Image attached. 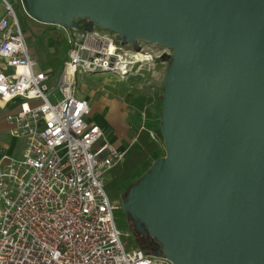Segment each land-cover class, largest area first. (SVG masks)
<instances>
[{
	"label": "water",
	"instance_id": "95a60500",
	"mask_svg": "<svg viewBox=\"0 0 264 264\" xmlns=\"http://www.w3.org/2000/svg\"><path fill=\"white\" fill-rule=\"evenodd\" d=\"M21 1L38 24L89 20L126 43L172 50L162 58L165 156L122 202L134 228L159 243L149 254L264 264V0Z\"/></svg>",
	"mask_w": 264,
	"mask_h": 264
},
{
	"label": "built area",
	"instance_id": "2783aa9c",
	"mask_svg": "<svg viewBox=\"0 0 264 264\" xmlns=\"http://www.w3.org/2000/svg\"><path fill=\"white\" fill-rule=\"evenodd\" d=\"M88 24L45 25L63 33L67 46L50 88V73L37 69L11 6L0 19V107L22 99L6 121L11 134L25 140L19 158H0V264H172L123 244L127 234L116 228L117 207L105 192L106 174L123 154L102 143L101 129L87 122L90 106L75 97L78 74L144 81L151 72V81L161 80L155 68L172 50L142 40L126 43ZM57 90L62 99L51 104L48 96Z\"/></svg>",
	"mask_w": 264,
	"mask_h": 264
},
{
	"label": "crops",
	"instance_id": "0c3cea01",
	"mask_svg": "<svg viewBox=\"0 0 264 264\" xmlns=\"http://www.w3.org/2000/svg\"><path fill=\"white\" fill-rule=\"evenodd\" d=\"M13 3L20 6L19 0H0V19L5 15L6 6H11ZM43 27L51 28L57 32L52 27L45 25ZM30 55H34L33 50H31ZM107 75L105 74V76ZM122 82L127 83V81ZM148 91L150 93L145 92L144 102V110H147V115L143 113L144 118L137 119V121L133 115L134 112L131 111L133 105L131 97L122 91H118V89L110 91V98L107 99L100 97L99 91L95 89L96 101L94 102H90L86 98H78L85 100L90 106L93 114L92 118H87V122L95 124L101 129L103 133L102 143H106L118 153L123 154L121 162L113 166L106 174L105 188L108 185L115 187L119 185L132 186L140 178L139 172L136 173V170H141V175H143L150 165L160 158L158 156L164 152V145L158 134L162 108L158 109L156 106L152 95L154 90L149 88ZM21 102L22 99L17 98L4 107H0V158H19L25 147V140L13 136L11 134L13 126L6 121L7 114L16 113Z\"/></svg>",
	"mask_w": 264,
	"mask_h": 264
},
{
	"label": "rangeland",
	"instance_id": "374dc122",
	"mask_svg": "<svg viewBox=\"0 0 264 264\" xmlns=\"http://www.w3.org/2000/svg\"><path fill=\"white\" fill-rule=\"evenodd\" d=\"M11 7L18 18L28 53L31 54V50L34 51V55L31 56L37 62V69L45 73H50L49 75L51 78L47 84L50 88L56 86V81H58L66 59V36L61 32H55L51 28H44L43 25L26 17L17 3H13ZM164 57L169 56L165 55ZM167 66L168 61L163 60L162 64L159 63L156 66L155 72L163 74V78L156 82L150 80L149 77L151 72L146 73V80L144 81L139 77H135L127 80V83L122 82L123 80L121 79H116V77H113L110 74L107 76H105V74L100 75V73L93 75L78 74L76 77L75 96L77 98H86L90 100V102H94L96 101L95 89L99 91L98 94L100 97L106 99L110 98V91L118 89V91H122L131 97L133 104L131 106V111L134 112L133 115L135 116L136 121L137 119L141 120L144 118L142 115L143 113L147 115V110H144V102L145 92H149V88L154 90L152 91V95L155 99L156 106L158 109L162 108L160 99ZM61 99L62 96L58 90L48 96V100L51 104H54ZM92 114L93 112L88 118L91 117ZM164 156L165 150L158 157H160L159 159H162ZM137 172H139L138 176L141 178V170H136V173ZM130 186L119 185L118 187H115L108 185L105 188V192L111 204L117 207L114 211L116 228L121 233L127 234V237L122 239L126 249L137 248L144 253H150L151 250L160 248L159 243L151 236L147 234L144 235L141 231L134 228L133 222L130 220L128 214L122 209V202L124 201L125 195Z\"/></svg>",
	"mask_w": 264,
	"mask_h": 264
},
{
	"label": "trees",
	"instance_id": "16d2710c",
	"mask_svg": "<svg viewBox=\"0 0 264 264\" xmlns=\"http://www.w3.org/2000/svg\"><path fill=\"white\" fill-rule=\"evenodd\" d=\"M159 134V133H158ZM159 136H160V134H159ZM151 166V165H150Z\"/></svg>",
	"mask_w": 264,
	"mask_h": 264
}]
</instances>
